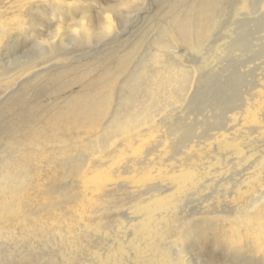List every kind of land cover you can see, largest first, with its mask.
Here are the masks:
<instances>
[{
  "label": "bare ground",
  "instance_id": "6f19581e",
  "mask_svg": "<svg viewBox=\"0 0 264 264\" xmlns=\"http://www.w3.org/2000/svg\"><path fill=\"white\" fill-rule=\"evenodd\" d=\"M90 1L0 0V60L26 39L41 48L16 72L0 64V246L35 251L46 223H66L61 264L92 236L110 238L85 264H194L193 252L264 264V34L248 97L216 122L190 120L199 48L228 0H176L148 46L128 43L117 10L149 0ZM234 6L212 59L222 66L259 22L264 32V0ZM41 77L47 101L29 90Z\"/></svg>",
  "mask_w": 264,
  "mask_h": 264
},
{
  "label": "rangeland",
  "instance_id": "374dc122",
  "mask_svg": "<svg viewBox=\"0 0 264 264\" xmlns=\"http://www.w3.org/2000/svg\"><path fill=\"white\" fill-rule=\"evenodd\" d=\"M89 1L90 0H87V2H89ZM96 1H98V3L102 4V5H108V4L113 5L118 0H96ZM238 1L239 0H228V3L226 4L227 6L225 8L226 11L224 10L225 13L223 12L221 17L218 19V21H217L218 24H217L216 28L213 30L212 36L210 38V42L208 41L205 44V46L203 45L202 47L199 48L198 54L199 53H200V55L203 54L202 57H203V59L207 60L206 61L207 64L205 63V60H203V63L206 64V66L200 68L198 71L199 73L197 75V77H198L197 78V82H198L197 83V89L190 91V94H194V95L189 97V99L187 100V103H185L186 104L185 108L183 107V111L181 112L183 117H185L187 119L194 120L196 117H198L199 119H204V117H205L206 121H207V119L209 117H211V118H213V121L216 122L215 118L218 117V115H220V114L222 115V114L226 113L228 110L233 109L234 107H236L237 105L240 104V101L244 97H246V98L248 97V95L252 92L250 90V88L252 86L256 85L254 80H256L258 77H260L259 74L261 73L262 65L259 63H261L262 59H260V57H259V44L263 45V41H262V43H261V41H259V36L261 34L263 35L264 32L263 31L256 32V31L258 30V27H259V29L262 27L261 24L258 25L261 22H259L258 24L256 23L257 27L255 26L251 31V32L255 31L256 33L254 32L252 34L251 32H248L244 35L245 43L243 45L245 47H241V48L235 50L233 53L234 55H232L233 57L228 56L227 53L224 54L225 60L230 61L229 59H232V58L234 59V65L230 66V63H229V64H223V66H222V65H220V63H218L217 60H212L213 56H214L215 48H217L219 46V44L222 40V39H220V37L222 38V36L227 35L229 33L228 30L226 29V27L228 26V24L230 22L233 21V18L235 17V14L233 15V10L237 9V6H234V5H237ZM175 3H176V0H149L145 4V6L142 7V9L137 7L136 4H135V6L133 4V6H131L129 8L121 7V8H119V10H117L118 15H121V17H122V18L120 17V27H119L118 31H121V33L126 32V30L128 31L127 32L128 34L125 35L126 37H128V36L131 37V40H129L128 43H130V41H132V39L135 38V39H139L140 42L142 43V45L145 44L144 46H146V45L148 46L149 45L148 43H150L151 34H153V31L159 27V24L161 22H163V20L165 19L164 17L169 16L172 13L171 12V6L174 5ZM92 10L95 11L93 14L97 13L96 9L92 8ZM251 10L253 11V9H251ZM138 14L140 16H138ZM153 24L155 26H153ZM156 24H158V25L156 26ZM225 25H227V26H225ZM128 26L130 28H128ZM64 33L62 31V35ZM46 34H48V33L46 32ZM256 37H257V40H253V38H256ZM142 39L145 42H142ZM254 44H256V45L252 46ZM70 47L66 48L65 50L63 48V50H59V52H61V53L63 51H64L63 53H66V52L69 53L70 52V53H73L71 55H75V56L80 55V53H84L83 50H80V51L74 50V52H75L74 53L71 51ZM40 52H41V48H36V46L33 45L32 41L30 39L29 40L26 39L24 41L23 45H16L14 47L5 48L2 52L3 56L0 60V62H1L0 64L5 65V66H3V68L8 66L7 69H11L10 70L11 72H9V74H10L12 72H16L17 69L21 68L19 66L23 65L30 58L35 57ZM31 55H33V57ZM66 57L69 58V55L68 56L66 55ZM248 57H250V59H251V62L249 64L246 63V58H248ZM210 60H211V63H210ZM247 60H249V59H247ZM68 61H70V60L67 59L66 62L68 63ZM213 61L214 62L216 61V62L214 63ZM82 62H83V60H82ZM218 64H219V66H218ZM214 65H216V66H214ZM243 66H245V67H243ZM248 67H250V68H248ZM219 68H223L224 70L220 71ZM241 70L247 71V73L246 72L242 73ZM0 71L2 72V71H4V69L3 70L0 69ZM44 79L46 80L45 77H44ZM44 79L41 77V80L37 79L38 81L37 80L33 81L30 84L29 90H32L33 93H36V94H33V96H36V97L39 96V97H41V99L43 101H47L51 97V95L50 94H44L49 87V82L45 81ZM34 90H36V91H34ZM28 95L32 96V94H28ZM15 99H16V97L13 98V100H15ZM13 100H12V102H14ZM202 116H204V117H202ZM205 123H207V122H205ZM161 126L159 128H157V131H159V134H161V132H164V131H165V133L167 132V134H168L169 130H170V127L168 126V124H166V125L163 124ZM163 127H164V129H163ZM200 131L201 130H199L198 132H200ZM114 223L115 222L108 223L106 228L108 227L107 229L111 230L113 227H115L117 225V223H115V224ZM64 224L69 226L68 224L63 223L60 225L57 224L58 226H55V224H53L52 225L53 227H52L51 224L49 225L48 223H46L45 227H47V228L45 230H46L47 234L46 233L42 234L43 235V236L41 235L42 238L40 237L38 239L40 241H37V243L34 244V247H36V249H38V250L35 249V251H34L31 248L29 249L30 245L28 243H27L28 245H25V244L23 245V243L15 244L16 246H18V248L16 246H14V244L12 243L10 246L11 252H10V249L6 250V248L0 246L1 247L0 248L1 249V251H0V264H52V263L53 264H61V258L63 257V255H65V254L68 255V253L66 252V249H65L66 246L64 244H62V242H61V240H62L61 238H63V236H64L63 231H62ZM71 228H72V226H70L69 230ZM113 229H112V231H113ZM50 233H52V234H50ZM107 233H108V231L105 234L107 235ZM106 237L107 238H104V237L101 238V240L98 239L97 237H93V236L91 237V239L85 238V239H90V242H89V240L86 241L88 246L84 245L85 250H83L81 253H79L80 252L79 250L77 251V249H75L76 253L75 252L74 253H75V255H77V259H78V260L77 259L75 260V262H76L75 264H85L86 261L88 259H90V257L92 255L99 256L102 253H104V250L106 249V245L108 243L107 242L108 240H105V239L110 238L108 236H106ZM83 240L84 239L81 238L79 240V242L83 241ZM58 245H60L62 248H60ZM64 246H65V248H63ZM12 249L14 252L12 251ZM30 252H32V253H30ZM26 253H27V255H26ZM28 254H30V255H28ZM211 258H212V260H211ZM19 259L20 260L23 259V260L20 261ZM29 259H30V261H29ZM211 262L213 264H232V262H229V259H228V257L226 258V256L216 255L214 257L205 258V257L198 256L193 252V263L194 264H211Z\"/></svg>",
  "mask_w": 264,
  "mask_h": 264
}]
</instances>
